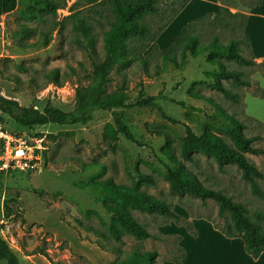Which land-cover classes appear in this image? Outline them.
<instances>
[{
  "label": "rangeland",
  "instance_id": "1",
  "mask_svg": "<svg viewBox=\"0 0 264 264\" xmlns=\"http://www.w3.org/2000/svg\"><path fill=\"white\" fill-rule=\"evenodd\" d=\"M220 2L232 13L245 15L256 0ZM75 3L93 27L98 41L97 55L76 43L82 37L70 20V7ZM30 4L31 0H18L17 8L0 18V90L6 97L18 100L24 108L42 109L51 101L56 107L71 111L75 107L77 89L91 85L93 64L105 57L104 33L111 27L115 15L109 10L97 13L100 8H90L85 0H68L67 6L56 14L37 13L30 19L25 16ZM190 11L179 14L162 32L158 37L160 46L173 44L180 31L192 22L191 18L196 17L198 10ZM167 16L148 17L152 34L159 31ZM244 23V17L229 28L204 22L189 34L198 36L201 44L214 39L221 44L239 40L241 54L252 60L254 57L242 29ZM25 31L30 34L25 36ZM159 50L163 51L160 47ZM160 51H153L146 66L139 60L128 68L117 66L110 74L106 89L107 100L122 98L124 93L132 101L141 96L162 94L186 104L183 107L158 100L177 123L163 119L156 109L129 110V125L142 146L121 134L114 141L105 140V130L113 124L112 113L106 110L97 111L89 125L49 124L31 130L0 113L4 133L18 140L14 146L23 149L32 161L25 169L0 171L2 235L21 264H112L118 261L119 257L109 248L119 244L114 241L108 244L96 234L107 231L111 215L103 206L102 194L89 184L91 180L112 178L119 185L130 186L138 172L156 180V185H144L142 191L170 203L174 212L189 225L133 211V216L153 237L138 240L125 235L122 249L125 252L136 249L157 251L158 264H176L175 260L182 253L180 246L185 252L181 264H194V259L197 264H212L211 259L218 253L215 249L222 245L207 240L209 227L223 234L220 227L225 226L226 219L220 216L219 205L212 199L190 195L179 197L170 192L164 176L165 164L159 160L165 142L151 134L159 131L171 134L179 155V142L186 134L184 124L189 123L198 135L203 133L207 117L213 116L216 110L190 95L194 87V93L212 98L241 120L246 125L245 135L256 138L253 145L264 148V98L256 96L259 89L264 88V72L259 66L238 65L225 57L223 62L227 68L240 71L243 79L251 83V87H238L232 81L222 80L225 87L239 95L240 101L234 102L212 88L213 76L219 68L209 62L208 53L198 57L188 53L179 69L165 62ZM181 52V47L174 52L179 62L182 61ZM53 71H59L60 86L54 81ZM187 115L195 122L190 123ZM4 152L5 144L2 143L0 154ZM247 157L264 171V156L247 154ZM185 164L205 186L244 204L251 217L264 212V201L253 193L236 165L220 167L214 159L200 153L194 154L193 161H185ZM83 165L88 167L83 168ZM259 184L264 189V181L260 180ZM6 203L10 206L9 218L4 214ZM223 258L231 264L226 252Z\"/></svg>",
  "mask_w": 264,
  "mask_h": 264
},
{
  "label": "trees",
  "instance_id": "2",
  "mask_svg": "<svg viewBox=\"0 0 264 264\" xmlns=\"http://www.w3.org/2000/svg\"><path fill=\"white\" fill-rule=\"evenodd\" d=\"M67 1L58 3L53 0H31L30 8L25 12V16L33 19L37 13L56 14L59 9H64L67 6ZM161 1L85 0L86 5L90 8H100V11H96L97 13L109 10L115 15V19L112 21L111 27L104 33L105 57L94 62L91 85L77 89L74 109L65 111L56 107L51 101H48L42 109L34 106L24 108L18 100L6 97L0 90V113L8 115L17 124L31 130L36 126L49 124L89 125L94 120L97 111L106 110L112 113L113 124L107 126L104 133L105 140L114 141L121 134L127 140L140 146L142 144L137 141L129 125V110L156 109L163 119L177 123L167 115L158 100L163 99L183 107L186 104L168 98L166 95L141 96L132 101L124 93L122 98L106 99V89L110 84L111 72L117 66L128 68L138 60L146 66L153 51H160L158 45H154L157 38L191 2V0H167V3ZM261 2L262 0H256L250 9L260 5ZM17 5L18 0H0V18L4 14L14 11ZM161 14L169 16L160 26L159 31L152 34L147 19L149 16ZM240 17H244L246 21V15L232 13L228 7L222 5L216 14H208L190 22L180 31L173 44L160 51V54L165 62L181 69L188 53L192 57L208 53L209 62L219 68L218 73L213 76L215 82L211 85L212 88L223 93L228 99L239 102V95L225 87L222 80L232 81L233 85L238 87H251V83L243 79L240 71L228 69L223 62L224 58L234 60L242 66H259L263 72L264 61L257 63L254 59L249 60L242 55L239 40L221 44L218 39H214L208 44H201L198 36L189 33L204 22L229 28ZM70 20H73V28L82 37V39H77L76 43L97 55V37L92 25L82 15V12L77 10V3L70 7ZM242 26L244 31L245 23ZM29 34V31H25V36ZM244 37L248 40L246 36ZM177 47L182 49V61L180 62L174 54ZM146 52H148L147 56L144 55ZM52 76L56 84L60 86L59 71H53ZM193 89L194 87L191 88L190 95L194 99L205 101L216 110L213 116L207 117L208 122L203 125V133L198 135L189 123L184 124L186 134L180 139L179 155L176 152L175 138L171 134L160 131L151 134V136L162 138L165 142L159 153V160L165 164L164 176L169 183V190L179 197L190 195L203 200L216 201L219 205L220 216L226 219L225 226L220 227L223 234L228 238H243L246 252L254 259H258L264 253V212H257L254 217H251L244 204L235 202L232 197L221 191L205 186L201 179L186 166L185 161H193L194 154L200 153L214 159L220 167L236 165L242 171L243 180L251 185L253 193L264 201V189L259 184L260 180L264 181V171L247 157V154L264 156V148L253 145L256 138L245 135L246 125L241 120L228 113L212 98L194 93ZM256 96L264 98V89L260 88ZM187 118L190 123L195 122L189 115ZM87 167L83 165V168ZM144 185H156L155 178L138 172L137 179L130 186L119 185L112 178L90 181L89 186L102 194L103 206L111 215L107 231L96 234L108 244H112V241L119 244L110 245L109 250L119 257V260L112 264H158L159 253L157 251L136 249L125 252L121 247L124 244L123 237L125 235L133 236L138 240L153 237V234L133 216V211L152 216L158 215L165 218L167 222L175 221L178 224L186 222L174 212L170 203L143 192ZM4 206L5 217L9 218L10 206L7 203ZM186 223L189 225L188 222ZM3 229L4 226L0 219V264H21L18 255L3 238ZM179 249L182 253L175 260L176 264H181L185 258L184 250L180 246Z\"/></svg>",
  "mask_w": 264,
  "mask_h": 264
},
{
  "label": "crops",
  "instance_id": "3",
  "mask_svg": "<svg viewBox=\"0 0 264 264\" xmlns=\"http://www.w3.org/2000/svg\"><path fill=\"white\" fill-rule=\"evenodd\" d=\"M221 6L222 3L220 0H191L179 16L197 8L196 17L191 18V21H196L199 17L216 14ZM245 15L247 18L245 21L244 36L248 38L254 60L257 63H261L264 61V0H262L260 5L249 9ZM156 41L157 45L163 50L169 47V44L167 46H160V39L158 38ZM209 229L210 232L207 240L222 245L215 249L218 250V253L211 259L212 264H228L227 260L223 258L224 252L231 259V264H264V253L258 259H254L246 252L243 238H228L224 234L214 230L211 226ZM194 261V264H197L196 259Z\"/></svg>",
  "mask_w": 264,
  "mask_h": 264
},
{
  "label": "built area",
  "instance_id": "4",
  "mask_svg": "<svg viewBox=\"0 0 264 264\" xmlns=\"http://www.w3.org/2000/svg\"><path fill=\"white\" fill-rule=\"evenodd\" d=\"M17 141L11 135L4 133L0 124V145L5 144V152L0 154V171L25 169L30 166L32 161L25 156L24 150L14 146Z\"/></svg>",
  "mask_w": 264,
  "mask_h": 264
}]
</instances>
